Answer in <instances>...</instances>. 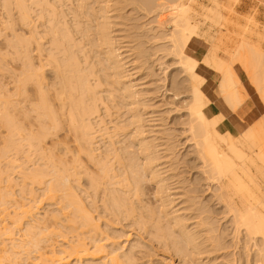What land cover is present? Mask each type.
Segmentation results:
<instances>
[{
  "label": "bare ground",
  "instance_id": "6f19581e",
  "mask_svg": "<svg viewBox=\"0 0 264 264\" xmlns=\"http://www.w3.org/2000/svg\"><path fill=\"white\" fill-rule=\"evenodd\" d=\"M128 5L136 12L149 16L152 20H145L141 24L147 26L154 23L150 29L156 30L151 40L145 41L144 47L140 48L139 56L136 53V58L132 57L136 47L132 48L129 43L122 44L112 29L113 17L122 16V11ZM167 10L170 12L165 14ZM205 10L207 6L199 0H0L3 24L14 28L18 23L21 31L14 34L7 44L15 48L23 60L20 72L16 74L18 84L15 93L4 94L0 109V121L6 133L1 151L6 163L0 170V178L7 186L12 184L14 178L10 169L15 167L10 160V152H22V140H29L31 146L38 147L49 138H56L63 128L67 132L66 137L72 136L79 147L82 145L79 152L84 151L88 158H94L95 150L80 142H91L92 117L102 110L110 118L114 107L126 105L129 108L128 120L134 127L130 137L132 140L135 138L145 158L143 164H130L127 171L139 176L137 184L145 180L156 183L158 213L173 221L177 235L172 240L176 250L187 256L189 253L184 251L185 247L179 245V242H184L192 246L191 252L195 257L192 260H200L201 264H217L211 258L204 261L207 256L202 254L203 245L198 240L200 235L186 223L188 216L183 210L185 207L178 206L179 203L173 205L172 193L176 192H169L171 187L167 182L168 177L163 174L165 170L156 163L159 157L155 155V140L149 139L145 127L146 116H155L156 111L151 110L156 107L154 97L149 96L155 90L159 92L157 96L169 98L166 103L171 107L164 112L184 109L187 118L183 124L186 126L180 131L187 133L192 140V158L208 169L201 178L203 188L198 191V196L212 201V215L209 214V220L204 223L212 224L210 239L214 248L233 247L234 250L230 251L233 254L253 256L255 264H264V114L261 120L245 132L241 131L240 135L230 129L220 131L218 123L223 115H208L210 99L203 88L206 76L197 70L201 60L217 65L223 72L221 90L233 102L238 93H247L244 82L234 68L236 63L241 64L264 99V77L260 76L264 52L260 45L245 43L244 48V40L241 39L231 58L220 56L216 44L201 59L189 53V43L194 36L215 38L206 28H201L210 18ZM247 46H251L249 52L253 59H249L244 50ZM35 50L38 64L31 54ZM140 58H143L142 64L137 62ZM144 64L148 70L145 75L152 77V80L142 84V76L137 73ZM45 66L52 71L51 75L44 73ZM30 83L34 84L32 88L37 97L31 109H28L24 108L23 103L29 99ZM147 83L155 86H147ZM30 111L36 112L40 124L38 130L28 137L25 120ZM162 118L165 116L162 115ZM106 144L104 154L100 158L95 156L97 174L100 176L102 172L101 178H113L110 174L113 168L109 162L121 155L118 150L112 151V143ZM131 145L132 142L128 140L122 149L129 150ZM69 148L67 151L71 152ZM256 152L258 154L254 156ZM53 157H56L55 153ZM59 165L53 160L52 166ZM59 167L58 170L51 169L53 176L47 183L48 191L52 197L61 191L63 207L73 209L74 215L80 214L83 219L81 225H89L91 215L70 185V177L76 174L77 166L65 163ZM45 173L42 168H34L23 172L21 177L24 181L29 178L42 182ZM2 174L6 176L2 177ZM135 187L134 192L137 193L139 188ZM111 191L110 205L121 212V206L126 202L121 195L115 194L116 188ZM27 212L24 210L22 213ZM221 220L225 222L221 223ZM20 221L18 217L14 224L19 226ZM37 229L35 223L27 222L26 233L31 235V239L13 243L9 250L0 242V264H23L20 254L30 251V245H36L46 237L40 236L44 234L43 229ZM5 233L6 230L0 229V236ZM224 233L230 236L225 242L221 237ZM93 242L90 246L84 236H79L64 250L65 256L58 257L59 251L53 246L48 256L42 254L39 259L45 258L43 264H82L85 260L86 264H136L126 252V261H121L116 251L119 247L114 246L108 251L104 245L98 244L97 238ZM134 247L135 244H132L131 249ZM98 259L101 262H95ZM231 261L233 264L243 263L241 257ZM218 264H228V261L223 260Z\"/></svg>",
  "mask_w": 264,
  "mask_h": 264
},
{
  "label": "rangeland",
  "instance_id": "374dc122",
  "mask_svg": "<svg viewBox=\"0 0 264 264\" xmlns=\"http://www.w3.org/2000/svg\"><path fill=\"white\" fill-rule=\"evenodd\" d=\"M199 1L207 6V10L204 12L210 15V18L201 28H206L210 35L215 36L212 40L205 39L203 36H194L192 38L203 46V49L199 51L202 56L208 52L213 44L218 46V54L227 58H231L241 39L244 40V48L245 43L249 45L261 44L263 34L258 33L260 22L256 20L254 13L245 15L240 12V0ZM257 4L264 6V2H258ZM198 8L201 9L200 7ZM15 11L17 10L15 9ZM254 11L256 12L257 9H254ZM169 12L167 10L165 14ZM121 15L113 17V34L117 36L122 44L129 43L132 48L136 47L132 55V57L136 58L139 56L140 48L144 47L145 41L155 35L156 30L150 29L154 23L143 26L141 24L143 21L152 19L143 12L141 14L136 12L131 5L126 6ZM2 20L0 17V109L4 94L15 93L16 84H18L16 83V74L20 72V68L23 65V60L15 52V48L7 44L14 34L21 32L19 24L16 23L14 28L6 27L7 23L3 24ZM250 47L247 46L244 50L247 51L249 59H253L251 52H249ZM188 50L189 53H192L190 47ZM31 54L32 56L34 55L33 59L38 64L37 51L35 50ZM260 58H257V60H260ZM142 59L140 58L137 62L142 64ZM201 63L203 66L197 69L199 72L206 69L205 65L207 63L202 60ZM209 65L215 69L222 79L223 72L217 68V65ZM262 66L263 69L260 76L264 77V65ZM234 68L236 72L242 69L248 78L244 84L251 86L255 94L252 100L248 93L240 92L234 101L230 102L226 94L221 90V81L218 83L219 95L224 99L227 107L235 113L236 118L242 122V126L239 129L233 130L235 134L240 135L241 131L245 132L262 119V114L257 119H254L255 113L250 118V114H247V111L255 108L254 102H262L264 105V99L257 92L245 67L236 63ZM44 69V73L47 76L52 74L48 66H45ZM140 69L141 71L137 75L142 76L140 80L142 84L152 80V77L145 75L148 71L146 64ZM29 86L30 91L27 94L29 99L23 105L24 108L31 109L37 94L32 88L34 84L30 83ZM147 86L154 87L155 84L151 83ZM157 95H159V92L157 93L155 90L149 93V96L154 97L153 103L156 106L152 107L151 110L156 112L155 116L153 114L146 116L145 127L147 128V135L149 139L155 140V155L159 157L156 163L160 164L159 167L163 171L165 170L163 174L168 177L167 182L171 187L169 192H176V194L172 193L174 198L173 205L179 203L178 206L185 207L183 210L188 216L186 223L190 224L189 228L197 231L198 235H200L198 240L203 245L202 254L207 256L204 261L211 258L217 264L223 260L228 261V264H233L231 261L233 258L241 257L243 263L240 264H255L253 256L246 257L242 256L241 253L235 255L230 252L234 250L233 247L221 250L214 248V244L210 239L212 224L204 223V221L209 220L208 215H212L210 213L212 201L208 202L198 196V191L203 188L201 185L203 180L201 178L205 176V172L208 169L201 166L198 160L192 158L193 147L190 144L192 140L189 139L190 137L187 133L180 131L183 126H186L183 124V121L187 118L184 115V109L179 112H164L171 107L170 104L166 103L169 98ZM116 100H119L118 97H116ZM248 100H251L250 106H247ZM111 112L113 115L111 114L112 117L108 118L102 110H99L98 115L93 116L91 120V142L87 143L85 140H80V142L86 143L89 148L95 150L94 158L92 159L88 158L84 151H78L82 145L79 147V143L73 140L72 136L66 137L65 134L67 132L64 128L58 132L56 138L53 140L49 138L41 146H31L29 140H22L21 142L24 144L23 151L16 152L12 150L10 152V160L13 161L15 167L10 169L11 177L14 178L13 182L10 186H7V183L2 180L3 178H0V229L7 232L0 236L1 246L5 245L9 250L13 243L30 240L31 235L26 233V225L27 222H32L37 225L38 229L44 230V234L40 236L46 235V237L36 245H30V251L20 254V262L23 264H43L45 258L39 259V256L42 254L48 256L53 246L59 251L58 257L65 256L64 250L79 236H84L90 246L94 243V238H97L99 240L98 244L104 245L108 251L114 246L119 247L116 251L121 256V261H126L124 257L126 252L131 255L136 264H201L200 260H192L195 257L192 255L191 245L179 242V245L185 247L184 251L189 253L187 256L176 250L177 247L172 240L177 235L173 229L175 227L173 221L162 217L158 213L159 203L155 197L156 183L152 180H145L144 183L137 184L136 180H138L139 176L127 171V168L129 169L130 164H133V162L143 164L145 161L140 147L135 142V138L132 140V136L130 137V134L134 133L132 132L134 127L128 120V106L119 104ZM162 115L165 118H162ZM222 120L218 123L220 131H223L222 126H219ZM39 124L40 121L36 112L30 111L25 120V133L28 134V137L31 133L38 130ZM5 134V128L0 121V170L3 169L6 163V159L1 157ZM109 139L111 142H108ZM128 140L132 142V148L129 150L122 149ZM105 142H107L106 146L112 143L110 147L112 151L118 150L121 155L117 158L111 157L112 159L109 162L113 168L110 172L113 178H101L103 176L102 172H100V176L97 174L98 165L95 163V156L100 158L104 154ZM174 144L178 146L175 147ZM68 146L72 150L71 152L67 151ZM262 146L264 148V142ZM53 153L56 154V157H53ZM122 153H124V156H122ZM257 154V152L254 153V156ZM53 160L60 165L66 163L69 166H77L76 174L70 177V185L73 187V192L82 199L86 210L91 215L89 225H81L82 216L80 214H78L79 216L74 215L73 209L63 207L61 191L54 197L48 191L47 183L53 176L51 169H60V165L57 167L52 166ZM34 168H42L46 171L42 177V182L32 181L29 178L24 181L21 177L23 172H28ZM1 176L5 177L6 174ZM106 180L107 183H105ZM135 186L139 188L137 193L134 192V189L137 188ZM114 188H116L115 194L121 195L126 202L124 206H121V212H118L116 208L110 205V193ZM128 190L133 191L129 192ZM6 192H8V196L5 198ZM139 206L141 207L138 208ZM24 210L28 212L22 213ZM18 217L21 219L19 226L14 224ZM74 217L75 220L73 221L72 218ZM220 222L224 223L225 221L221 220ZM221 237L223 242H225V239H230L227 233L222 234ZM132 244H135V247L131 249ZM86 262L87 260L83 261L82 264H86ZM95 262L99 263L101 259L95 260Z\"/></svg>",
  "mask_w": 264,
  "mask_h": 264
},
{
  "label": "crops",
  "instance_id": "0c3cea01",
  "mask_svg": "<svg viewBox=\"0 0 264 264\" xmlns=\"http://www.w3.org/2000/svg\"><path fill=\"white\" fill-rule=\"evenodd\" d=\"M240 2V12L245 15L254 13L256 20L260 22V25L258 27V33L263 34V39L260 46L264 51V6L257 4L258 2H264V0H240ZM254 9H257V11L255 12ZM189 44L193 55L201 59L203 56L201 53H199V51L203 49V46L199 44V42L194 41V39H191ZM201 66H203L202 63L199 64L198 68ZM205 66L206 69L202 70L201 73L206 76V81L203 85V88H205V91L210 99V104L208 106V115L212 116L222 114L223 120L219 126H222L223 131L230 129L233 132V130H237L242 126V122L236 118L235 113L227 107L224 99L218 93V83L221 81V77L209 64H206ZM237 73L240 75L243 82H247L248 78L246 77V74L242 71V69H239ZM246 90L250 98L253 100L255 95L252 91L253 88L251 86H246ZM250 103L251 100H248L247 106H250ZM254 103L255 108H252L250 111H247V114L249 113L251 118V115L255 113L253 117L254 119H257L258 117H260V114H264V105L262 102L258 101Z\"/></svg>",
  "mask_w": 264,
  "mask_h": 264
}]
</instances>
